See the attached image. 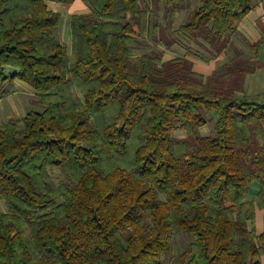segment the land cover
<instances>
[{
    "label": "trees",
    "instance_id": "1",
    "mask_svg": "<svg viewBox=\"0 0 264 264\" xmlns=\"http://www.w3.org/2000/svg\"><path fill=\"white\" fill-rule=\"evenodd\" d=\"M48 1L75 0H0V83L27 82L42 108L0 125V264H160L176 225L194 238L180 264H261L264 103L243 93L258 63L206 76L188 56L131 60L138 38L160 28L144 0H86L69 52ZM162 1L173 25L182 0ZM255 5L199 0L174 29L202 39L211 56L196 57L208 61ZM263 43L250 44L255 56ZM203 111L216 112L209 136L199 135ZM253 180L262 188L246 201Z\"/></svg>",
    "mask_w": 264,
    "mask_h": 264
},
{
    "label": "crops",
    "instance_id": "2",
    "mask_svg": "<svg viewBox=\"0 0 264 264\" xmlns=\"http://www.w3.org/2000/svg\"><path fill=\"white\" fill-rule=\"evenodd\" d=\"M76 1L77 0L73 3ZM160 1L165 9V16L167 18L170 7L165 6L162 0ZM52 2L53 1H48L47 4L49 9L55 11L54 9L56 6L52 4ZM143 3L146 8V0H144ZM189 3V0H182L180 3L178 10L173 17V23L176 25V28H178L181 23L183 24L189 19L191 11L198 7L199 0L195 2L194 7H189ZM57 27L55 28V32L57 33L58 38L65 44L64 40L69 41L68 28L65 26L59 28ZM261 38H264V1L256 0L255 7L236 25V30L231 35L230 46L224 52L219 54L216 58L208 61L200 60L195 56H188V58L192 61V69L206 76L214 74L218 68L234 62L235 59L258 63V66L254 69V71L246 74L243 83V93H246L248 98L251 100L264 103V43L261 45L257 56H255V49L250 45L257 42ZM66 46L70 52L72 40L71 46L70 43ZM24 92L30 93L31 98H24ZM33 102L38 104V95L36 90L27 82L19 78H8L7 80L1 82L0 125L7 123L12 119L23 118L30 111V108H33V105L36 106ZM261 188L262 186L258 181H251L246 193V201L257 200ZM0 212H7V207L4 202H0ZM253 227L258 234L264 232V204L262 203L257 202L256 204V218ZM259 259L261 264H264V255H262Z\"/></svg>",
    "mask_w": 264,
    "mask_h": 264
},
{
    "label": "rangeland",
    "instance_id": "3",
    "mask_svg": "<svg viewBox=\"0 0 264 264\" xmlns=\"http://www.w3.org/2000/svg\"><path fill=\"white\" fill-rule=\"evenodd\" d=\"M196 1L198 0H189L190 2L189 7L191 6L194 7ZM52 4L56 6L54 10L62 15L60 25L57 28L62 26L68 28L69 41L68 40H64V41L66 45H69L70 43L71 46V40H72L71 31H70L71 16L76 13H87V14L91 13L92 8L86 0H77L75 3L69 5L62 3H55V2H52ZM146 8L148 10L155 12L156 20L160 24V28L155 38L150 37L149 35L146 34L138 38L139 43L136 46L132 47L131 49V60H133L134 57L141 55L143 53L159 54L166 61L172 57L202 56L203 58L207 59L211 56V53L207 50V44L202 39L192 40L176 32L175 30L177 29L176 25H174V23L173 25H171V22L169 23V21L171 20H168L166 18L165 9L162 6L160 0H146ZM55 34L57 36L56 32ZM217 72L224 73L225 69H223V67L221 66ZM24 93H25L23 94L24 98L27 99L31 98L30 93L28 92H24ZM33 104L35 103L33 102ZM35 105L36 106L33 105V108L31 107L30 110L31 109H35L36 111L42 110L39 104H35ZM203 114L207 119V124L199 130V135L201 136L212 135L214 134V128L217 120V117L215 115L216 112L203 111ZM174 136L178 138H183L186 137V133L181 129H176L174 132ZM52 175L56 181L65 178V175L59 169H52ZM159 198L162 201L167 200V198L163 194H160ZM142 222H145L146 224V219L144 220L142 219ZM147 223L150 224L151 219H148ZM193 240H194L193 235L189 234L183 229L178 228V226L176 225L174 227V232H173L172 248L170 251L162 255L160 264H180L177 262L178 256H180L184 251L188 249L190 243Z\"/></svg>",
    "mask_w": 264,
    "mask_h": 264
}]
</instances>
